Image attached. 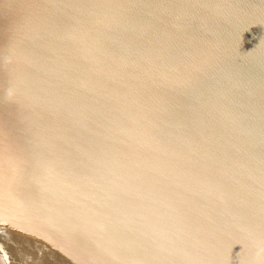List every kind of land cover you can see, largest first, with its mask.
Here are the masks:
<instances>
[{
  "label": "water",
  "instance_id": "water-1",
  "mask_svg": "<svg viewBox=\"0 0 264 264\" xmlns=\"http://www.w3.org/2000/svg\"><path fill=\"white\" fill-rule=\"evenodd\" d=\"M0 264H264V0H0Z\"/></svg>",
  "mask_w": 264,
  "mask_h": 264
}]
</instances>
